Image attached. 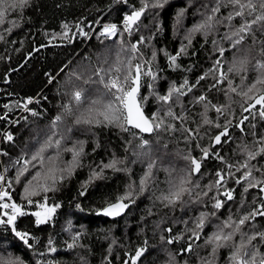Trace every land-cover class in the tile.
I'll use <instances>...</instances> for the list:
<instances>
[{
	"label": "trees",
	"instance_id": "obj_1",
	"mask_svg": "<svg viewBox=\"0 0 264 264\" xmlns=\"http://www.w3.org/2000/svg\"><path fill=\"white\" fill-rule=\"evenodd\" d=\"M146 2L149 7L142 15L139 27H134L131 33L124 30L123 17L139 9L141 0H29L25 7L9 8L6 12L4 23L0 24V36L4 37L0 40V117H4L0 119V132L6 133L0 144V172L1 167L6 169L4 188L10 193L11 200L5 198L0 203L15 202L23 206L27 214L17 217L16 228L29 233V243L33 247L28 248L11 231V225H0V254L18 256L25 264L47 260H53L55 264H109V261L118 264L133 255L137 248L144 247L146 251L138 264H169L170 255L175 258V264H202V258H212L211 246H205L204 242L215 230L213 226L230 214L237 219L261 202L259 187L263 184L245 193L246 183L237 185L235 179L244 171L236 169L248 161L247 152H256L264 146L260 142V137L264 136V121L258 116L254 118L247 113L249 119L245 121L243 131L237 127L244 117L242 110L250 101L240 93L247 91L264 73L257 67V61H264V30H261L264 22L252 25V32L245 34V39L235 47L232 41L224 38L244 20L250 23L255 19L261 14L260 9L251 15L246 9L244 17L227 21L225 18L233 13V7L222 6L220 12L212 13L216 0ZM226 2L222 0V3ZM242 2L247 3V0ZM253 2L258 4L259 0ZM156 3L161 6H151ZM208 15L213 16L214 30L207 36L196 32L189 37L190 30ZM218 20L223 23H215ZM112 23L117 25V33L101 35L103 25ZM64 24L68 25L67 29ZM213 41L217 43L213 44ZM134 44L139 49L137 53L130 51ZM182 47L185 51L177 57V66L171 65L168 56L176 55ZM220 47L225 49L223 56L219 54ZM153 52L156 53L154 59ZM129 58L133 64L151 61L144 70L151 67L156 73L154 81L151 77L142 78V95H149L153 89L157 94L165 95L170 85L175 83L179 87L185 79L189 86L196 85L190 92L183 89L186 94L178 102L174 95L160 111L163 116L170 105L178 116L183 117L182 120L165 118L166 124L174 125V130L160 129L143 135L133 128L123 131L106 123H76L91 100L107 102L111 98L104 85L113 75H123ZM216 60L220 61L226 79L216 84L221 78L219 65L215 76L208 75L199 80L213 69ZM115 68H120L121 72L115 73ZM98 69L106 71L97 73ZM228 80L232 81L236 92L228 89ZM149 84L152 88L147 86ZM258 87L264 89V86ZM75 91L82 92V102L77 103L73 98ZM256 94L254 90L249 96ZM201 95L206 99L198 102ZM27 98H33L31 104ZM149 99L144 109L145 114L151 116L161 109L163 102L157 101L155 96H149ZM5 104L9 107L5 108ZM25 104H28L27 109ZM205 104H208L207 110ZM212 105L223 106L222 112L217 113ZM95 107L103 110L102 104ZM205 111L211 124L204 123ZM57 116L61 117L59 121H56ZM98 118L102 120V117ZM227 121H231L228 136L223 137L220 144H213L214 136L223 130ZM184 129H191V134ZM9 133L13 136L11 141L6 139ZM49 136L53 141L60 140V145L46 149V158L59 153V166L67 167L73 158L68 150L82 147L80 166L71 175L65 173L63 180L58 179L55 191L41 192L31 197L33 203L28 204L24 185L41 171V165L38 161L29 164L28 172L19 183L15 180L17 170L25 166L24 160H30ZM144 140L148 144L143 145ZM205 147L211 148L208 158H202L201 149ZM189 155L201 161L200 172L192 176V196L184 197L188 201L186 204L166 206L157 197L168 189L169 172L175 176L188 169L189 161L185 157ZM114 158L122 161L117 167L129 171L105 169L102 178L89 182L90 173L97 165ZM150 162L154 163L153 179L143 193L137 191L134 203H130L121 216L98 215L106 203L114 202L116 195L125 192L130 182H135L138 188ZM248 162L252 175L257 180H264V153ZM229 165L233 167L229 169ZM217 172L225 175L226 183L209 190L217 179ZM7 181H11V187ZM195 183L199 187H195ZM233 188L234 199L228 201L221 192ZM205 192L207 196L203 195ZM45 195L50 206L58 204L59 207L47 222L37 224L32 213L39 210L36 202L43 203ZM214 197L226 201L224 207L215 209ZM2 211L5 209L0 208V214ZM200 212L209 214L208 221L201 239L190 241L188 230L195 227ZM212 212L216 215L211 216ZM253 224L256 231H264V218L261 217L248 222L243 230L252 234ZM69 225L71 231H68ZM76 232L80 233L76 246L68 249L67 244L72 242ZM49 239L57 249L55 253L47 251ZM169 239L174 242L167 243ZM234 239L239 242V234ZM189 242L193 244V251L179 253ZM259 246L264 253V245ZM229 255L228 248L219 249L215 264H227Z\"/></svg>",
	"mask_w": 264,
	"mask_h": 264
},
{
	"label": "snow or ice",
	"instance_id": "obj_2",
	"mask_svg": "<svg viewBox=\"0 0 264 264\" xmlns=\"http://www.w3.org/2000/svg\"><path fill=\"white\" fill-rule=\"evenodd\" d=\"M29 0H0V24L4 23V17L8 9H17L23 8L28 4ZM142 6L139 9L132 10L130 14H125L123 17V26L124 30L131 33L134 27H139V22L141 20L142 15L145 13V10L149 7V4L146 0H141ZM231 5L234 9L233 13H230L225 19L227 21H232L234 17H244L245 10L249 15L256 12L257 9H260L261 14L256 15L255 19H253L250 23L247 20H244L243 23L240 24L235 31L231 32V35H227L224 37L233 42V47L240 44L245 39V34H250L252 32V25L264 22V0H259V3H254L253 0H247V3L242 2V0H227L226 3H222V0H216V6L211 9L212 13L220 12L221 7H227ZM152 7L161 6L159 3L152 4ZM239 9V10H236ZM183 14V10H181V15ZM215 23H223V21H216ZM63 27L65 29L68 28L67 24H64ZM214 30V21L213 16L208 15L201 22L196 24L189 32V37H191L192 33L203 32L205 36L208 35L209 32ZM264 30V25H262V29ZM11 31V29H8ZM117 33V25L115 23L112 24H104L103 32L101 35L103 36H113ZM82 35H87V33H81ZM67 36V32L64 33ZM236 38V39H234ZM4 39L3 36H0V40ZM141 42H143V37H141ZM191 43V39L189 38V44ZM216 41H213V44H216ZM130 51L132 53L139 52V49L134 44L131 46ZM185 51V47H182L180 52L176 55H169L168 59L173 66L177 60V57L181 55ZM219 54L223 56L225 49L220 47L218 49ZM153 59L156 56V53L153 52ZM119 62V57L117 58ZM151 61H141L139 63L133 64L132 58H129L126 62L125 68L123 70V75H114L109 81L104 85L107 90V94L111 97L107 100V102H103L102 100H91L90 106L85 109L83 113H81L80 117L77 118L76 123H84V124H100L106 123L109 125H115L121 128L123 131H129L131 128L138 129L141 133H152L157 130H174V125L166 124L165 118H173L182 120L183 117L178 116L169 105L167 110L164 111V115H160V111L163 110V105H168L169 101L173 100L175 95L176 101H179V98L184 96L186 93L183 89L187 88L190 92L193 87L196 85L189 86V81L185 79L179 87L173 83L167 89V94L159 95L153 91L149 93V95H142V78L143 77H151L154 81L156 77V73L153 71L151 67H148L145 71V65H150ZM220 65V61L216 60L213 69H210L209 72L205 73L204 76H201L199 80H203L208 75L215 76V69ZM257 67L259 69L264 70V61H257ZM104 69H98L97 73L105 72ZM107 71H112V69H108ZM232 71V69H229ZM120 68H115V73H120ZM219 79L216 80V84L222 83L223 79H226V76L223 72L220 73ZM104 77L101 76V82H103ZM197 81V84L199 83ZM228 89L231 92H236L237 89L232 86V81L228 80ZM216 84L213 87H216ZM264 86V73L257 77L254 83H252L247 91L241 92L242 96L248 97L249 100L253 99V97L249 96V93H252L254 90L256 93H264V89L258 87ZM149 88H152V85H147ZM227 94V93H225ZM82 92L75 91L73 93V98L77 103L82 102ZM149 96H155L157 101L163 102L161 105V109L157 112H153L151 116L145 114L144 105L150 102ZM206 99L205 96L201 95L198 97V102L204 101ZM255 102L249 103L246 108H244L245 112H248L254 118L256 116L259 117L260 120L264 121V94H259L255 96ZM32 100H28V104H31ZM28 104L24 105V108L27 109ZM98 104H102V109L95 107ZM259 106V108H257ZM5 108H8L9 105L5 104ZM205 110L208 108V104H205ZM212 107L216 110L217 113L222 112V107H217L216 105H212ZM67 108V106H66ZM7 114H5L6 116ZM33 115H36L34 112ZM98 117H102V120ZM4 117H0L3 119ZM61 119L60 116L56 117V121ZM249 119L248 116H244L237 127L241 128L243 131V125L245 121ZM55 124V121L53 122ZM204 123L211 124L212 121L209 120L206 116V111L204 114ZM231 121H227L223 126V130L214 136L213 144L218 145L222 142L223 137L228 136L229 125ZM217 128H221L220 124L215 125ZM255 128V125H252ZM184 131L191 134V129H184ZM55 135V133H53ZM6 139L11 141L13 136L9 133L6 136ZM187 139V137H186ZM260 142L264 145V136L260 137ZM143 145L148 144L147 140L142 142ZM60 140H52V137L49 136L47 140L36 150L34 154H32L30 160H24V167H21L17 170V174L15 180L17 183L20 182L21 177L24 176L26 172H28V165L32 164L33 161H38L41 165V171H37L35 175L32 176L30 180H28L27 184L24 185V194L27 199L28 204H32L33 200L31 197L39 195L41 192L47 193L49 191L56 190V182L57 180H63L65 173L71 175L73 170L76 167L80 166L79 158L83 153V148L81 147L79 150L69 149L68 151L72 152V161L68 164L67 167H60L58 163L59 153L56 156L45 157L44 153L46 149L51 148L53 146L59 147ZM203 154L202 158H208L211 153L210 147H205L201 149ZM264 153V146H261L258 151H248V161L255 159L257 155ZM221 158V157H218ZM186 160L189 161L188 169L182 174H178L173 176L171 172H169V180L168 189L166 192H162L157 199L161 200L165 203L166 206H176L179 204H186L188 201L184 200V197L187 195L189 198L192 196L193 188L190 185H193L192 176L196 173H199L201 170V161L197 160L195 157L189 155L185 157ZM222 159V158H221ZM245 161V163L241 164L237 171L244 169L242 175L235 179V184L240 185L242 182L246 183V187L244 188V192L247 193L249 189L256 188L261 184H264V180H257L252 175V169L249 167V162ZM18 164L19 161H16ZM122 161L117 159H112L108 163H102L101 165H97L95 169H93L89 176V182L96 179L102 178L103 171L105 169H113L115 171H124L128 172L129 170L126 168L117 167L118 164H121ZM47 164V167L45 165ZM35 167V165H33ZM154 163L150 162L148 164V170L145 172L144 176H142L139 180L138 188L135 185V182H130L127 185V189L122 195H116L114 197V202H108L103 206L98 215L102 214L106 217H118L121 216L122 213L129 207L130 203H134V196L139 193H143L147 187L149 186L150 181L153 179V169ZM229 169L233 166L229 165ZM98 169V170H97ZM57 173L60 175L57 176ZM232 174L229 172V176ZM217 179L214 182V185L209 186V190L212 187H221L224 183H226L225 175L221 172L216 173ZM5 181V176L0 173V182ZM51 181V183H49ZM8 187H11V181H7ZM195 187H199L198 183H195ZM235 189H227L222 195L227 198L228 201L234 199ZM259 192L261 194V202L259 205L252 207L250 211L246 212L243 215L237 217V219H233V215H228V217L222 220L220 223L215 224L214 231L207 237L205 240V246H211V259H203L202 264H215L216 254L221 248H228L230 250V255L227 260V264H264V253H261L260 246L264 245V231H256L255 225H252V234L245 232L244 226L250 222L254 221L257 217L264 218V187H260ZM83 194V193H82ZM203 195L207 196L208 193L205 192ZM5 198L11 200L10 193L5 190L2 184H0V201H4ZM215 203L213 207L217 210L224 207L226 201L220 199L219 197H214ZM38 211L33 212L32 215L36 217L37 224H43L47 222L51 216L56 212V209L59 207L58 204L49 205L48 197L45 195L43 197V203L36 202ZM253 204H256V199L253 198ZM244 201H241V207H243ZM79 207V205H77ZM0 208L5 209V211L0 214V225H11V231L15 233V235L27 245L28 248H32L33 246L29 243V233L25 231H19L16 228V221L18 216H24L27 213L24 211L22 205L17 204L15 202L12 203H0ZM10 210V211H8ZM216 213L212 212L211 216H215ZM6 217V219H5ZM209 214L206 212H200L199 216L196 218L195 227L193 229H189L190 232L189 240H200L201 232L205 228L206 222L208 221ZM187 223V222H186ZM68 231H71V225H69ZM168 231H171L169 229ZM237 234H239V242H236L234 239ZM80 233L76 232L72 236V242L67 244L68 249H72L76 246V241L79 238ZM180 237H176L175 239H179ZM163 239V237H161ZM254 241H259V243H254ZM174 241L169 239L167 243L171 244ZM53 241L49 239L48 241V249L49 253H55L57 249L52 246ZM111 251V249L109 250ZM146 248L141 247L135 250V254L130 257L131 264H138V261L141 259L143 254L145 253ZM182 252H192L193 244L189 242L186 248L181 250ZM40 255H44L41 253ZM0 264H25V261L18 257L13 256L12 254L3 255L0 254ZM36 264H55L53 260L47 261H37ZM111 264V261H109ZM123 264H129L128 260H124ZM169 264H175V258L171 257ZM187 264V262H185Z\"/></svg>",
	"mask_w": 264,
	"mask_h": 264
},
{
	"label": "bare ground",
	"instance_id": "obj_3",
	"mask_svg": "<svg viewBox=\"0 0 264 264\" xmlns=\"http://www.w3.org/2000/svg\"><path fill=\"white\" fill-rule=\"evenodd\" d=\"M222 67H221V65H220V67H219V73H221L222 72ZM114 76V75H113ZM112 76V77H113ZM112 77H110V79L112 78ZM264 94V93H263ZM29 99H31V100H33V98H27V102H28V100ZM254 100V99H253ZM252 100V101H253ZM252 101L250 102V103H252ZM248 105H246L244 108H246ZM244 108H243V110H244ZM242 110V112H243V114H244V116H247V114H245V113H247V112H244ZM129 128H131V127H129ZM134 129V128H133ZM136 130V129H135ZM141 133V132H140ZM5 131H3V132H0V144H1V139L5 136ZM144 135V134H143ZM2 169H1V172L0 173H2V174H4V176H5V181H4V183H3V187L5 186V183H6V169H4V167H1ZM0 184H2L1 182H0ZM196 241V240H195ZM132 256V255H131ZM126 258H128V256L126 257Z\"/></svg>",
	"mask_w": 264,
	"mask_h": 264
},
{
	"label": "water",
	"instance_id": "obj_4",
	"mask_svg": "<svg viewBox=\"0 0 264 264\" xmlns=\"http://www.w3.org/2000/svg\"><path fill=\"white\" fill-rule=\"evenodd\" d=\"M255 102V99L252 101V103H254ZM244 111V110H243ZM245 112V111H244ZM128 127H131V126H128ZM137 131H139L138 129H136ZM140 132V131H139ZM142 134H144V135H149V134H151V133H142ZM261 187H264V185L263 186H261ZM186 248V247H185ZM181 252V250H179V253ZM135 254V253H134ZM133 254V255H134ZM124 260H128V258H125ZM124 260H123V262H124ZM123 262H121V263H119V264H123ZM129 263L131 264V259L129 260Z\"/></svg>",
	"mask_w": 264,
	"mask_h": 264
},
{
	"label": "flooded vegetation",
	"instance_id": "obj_5",
	"mask_svg": "<svg viewBox=\"0 0 264 264\" xmlns=\"http://www.w3.org/2000/svg\"><path fill=\"white\" fill-rule=\"evenodd\" d=\"M259 94H263V93H257L256 95H259ZM256 95H255V96H256ZM255 96L253 97V99L255 98ZM253 99H251V100L248 102V104H249ZM248 104H247V105H248ZM257 108H259V106H257ZM247 113H248V112H247ZM247 113H245V114H247ZM263 185H264V184H263ZM261 186H262V185H261ZM261 186H260V187H261ZM260 187H259V189H260ZM225 190H227V189H225ZM225 190H222L221 193H223ZM260 196H261V194H260ZM258 205H259V204H258ZM130 257H131V256H128V261L130 260ZM122 262H123V261H122ZM120 263H121V262H120ZM118 264H119V263H118ZM129 264H130V263H129Z\"/></svg>",
	"mask_w": 264,
	"mask_h": 264
},
{
	"label": "built area",
	"instance_id": "obj_6",
	"mask_svg": "<svg viewBox=\"0 0 264 264\" xmlns=\"http://www.w3.org/2000/svg\"><path fill=\"white\" fill-rule=\"evenodd\" d=\"M3 175H4V174H3ZM1 183H2V185H3L4 182H1ZM2 212H4V211H2Z\"/></svg>",
	"mask_w": 264,
	"mask_h": 264
},
{
	"label": "rangeland",
	"instance_id": "obj_7",
	"mask_svg": "<svg viewBox=\"0 0 264 264\" xmlns=\"http://www.w3.org/2000/svg\"><path fill=\"white\" fill-rule=\"evenodd\" d=\"M122 24H123V22H122Z\"/></svg>",
	"mask_w": 264,
	"mask_h": 264
}]
</instances>
